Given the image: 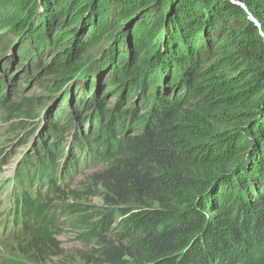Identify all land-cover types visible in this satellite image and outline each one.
Returning <instances> with one entry per match:
<instances>
[{
    "label": "trees",
    "instance_id": "16d2710c",
    "mask_svg": "<svg viewBox=\"0 0 264 264\" xmlns=\"http://www.w3.org/2000/svg\"><path fill=\"white\" fill-rule=\"evenodd\" d=\"M0 26L9 43L19 40L21 63L36 58L23 53L27 44L55 48L45 66L57 74L48 96L63 95L58 107L67 105L78 131L65 151H39L30 169L18 170L20 232L0 264H47L61 254L59 204L93 188L113 211L99 228L117 216L122 242L101 237L88 255L93 264H264V0H0ZM96 65L116 91L137 97L111 123L112 145L111 130L98 129L86 150L81 126L101 116L89 90ZM84 79L73 89L83 95L77 111L67 88ZM5 97L0 104L19 113L22 104ZM132 117L142 131L126 135ZM52 137L49 147L63 146ZM76 149L104 168L64 193L62 170ZM61 152L71 156L57 175Z\"/></svg>",
    "mask_w": 264,
    "mask_h": 264
},
{
    "label": "rangeland",
    "instance_id": "374dc122",
    "mask_svg": "<svg viewBox=\"0 0 264 264\" xmlns=\"http://www.w3.org/2000/svg\"><path fill=\"white\" fill-rule=\"evenodd\" d=\"M6 31L3 32L2 26H0V44L6 45L13 41L14 37H11ZM17 41L9 43L5 47L0 46V96L6 95L4 103L7 101L20 103L22 104L21 107H23L16 114L7 105L2 106L0 104V151L3 156V162H0V188L4 187L6 189L3 192L0 191V204L11 207L15 204L14 193H20V188L15 181V177L19 175L18 170L24 167L30 169L29 165L34 163V159L37 157L36 154L38 155L39 151H46L45 149L49 148L50 153L57 154L58 150L60 152L62 149L65 151V146L72 144L74 133L77 131L75 128L77 123H70L71 125H68L70 119L69 111L71 110L66 108V104L65 109L58 107L63 95L57 99H52L51 96H48L50 93L49 88L53 84V79L57 74H53L52 70L46 69L45 66L54 59L55 54L53 53L55 48L50 50L42 44L41 51L39 46L33 48L27 44L24 47L23 53L31 55L32 51V54L34 53L36 58L32 60L28 59L24 63H21L17 52ZM102 48L103 44L100 43L94 49L100 51ZM2 58H4L3 61H1ZM97 65L92 67L90 71L91 75H95V81L89 90L92 92V100L95 101V104L99 103V114L101 116H99V123H96V125L95 121L91 119V122L86 126H81L79 134L84 139L86 150L94 149V146L88 142V139L90 134L93 133L94 139H96L95 132L98 129H101L100 131L103 133L106 130H111L107 131V139L112 145L114 142V125L111 123L122 118L120 111L128 109L132 101L137 97V91L135 90H130L129 92L116 91V87H113L111 81L107 80L108 73L104 69H99ZM85 80L78 81L67 88L71 95L68 102L69 107L72 105V108L77 111H80L82 108L80 101L83 99V95H80L82 94L81 91L75 92L73 89L77 87L79 90H82ZM6 83H9L8 86H6ZM142 107L138 106L136 108L137 111L142 112L140 110ZM33 112L37 114L34 119L31 118ZM134 118L136 119V117L130 119L128 128L125 131L126 135H136L142 131L140 125L132 126L135 123ZM46 122L56 129V133H52L54 135L58 134L59 139L63 141V146L59 147V144H56L53 148L48 146L53 141V137L52 133L47 129ZM105 125H107V128L104 127ZM117 134L116 138L123 137L122 132H118ZM99 142L100 140L97 141V143ZM100 151H102V147L99 148ZM75 154H79L77 149L75 150ZM59 156L60 158L57 160L55 167L57 175L61 174L59 172L60 166L63 169L65 164L69 162V156L71 155L69 152L67 155L61 152ZM103 168L104 165L100 163L92 164L90 157L85 152H81L73 163V166L67 167L64 173L62 170L63 184L59 188V191L71 194L69 192L70 189L77 187L79 181L80 185L84 176L95 171H102ZM6 182L7 184H5ZM32 185L36 186L35 182ZM93 189L95 190L94 195L90 196L89 193L79 194L78 198H71L67 195L65 196L66 200L59 204L60 208L55 213L58 229L56 237L59 239L63 252L58 254V256L50 257L51 259L47 264H93L88 255L93 252L92 248L97 246V241L101 237L110 240L114 239L112 241H117V243H114L116 246L122 243L116 236V231L119 230L117 228V216H112L108 220L106 227L103 229L99 228V221L104 220L103 215L106 212H110L112 215L113 211L111 206L104 200V196L100 190L97 192L95 188ZM8 190L11 193V197L8 195ZM46 190V184L41 183L39 191H44L45 193ZM58 194V192L47 193L48 200H54ZM72 203L75 204L73 208L63 206ZM94 224L96 226L93 228ZM13 240L14 237L6 233L0 235V256L7 257L16 252L15 246L11 243Z\"/></svg>",
    "mask_w": 264,
    "mask_h": 264
},
{
    "label": "water",
    "instance_id": "95a60500",
    "mask_svg": "<svg viewBox=\"0 0 264 264\" xmlns=\"http://www.w3.org/2000/svg\"><path fill=\"white\" fill-rule=\"evenodd\" d=\"M3 60H4V58L1 59V61H3ZM76 79H77V78H76ZM72 81H73V80H72Z\"/></svg>",
    "mask_w": 264,
    "mask_h": 264
}]
</instances>
